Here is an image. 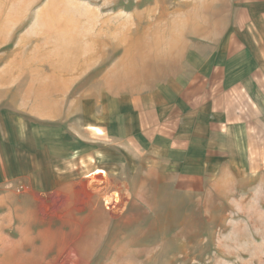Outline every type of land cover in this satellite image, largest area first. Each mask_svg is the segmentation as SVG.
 Instances as JSON below:
<instances>
[{"label": "rangeland", "instance_id": "rangeland-1", "mask_svg": "<svg viewBox=\"0 0 264 264\" xmlns=\"http://www.w3.org/2000/svg\"><path fill=\"white\" fill-rule=\"evenodd\" d=\"M199 4L0 0V264H264L263 160L216 133L189 176L132 142L137 99L190 84Z\"/></svg>", "mask_w": 264, "mask_h": 264}, {"label": "crops", "instance_id": "crops-1", "mask_svg": "<svg viewBox=\"0 0 264 264\" xmlns=\"http://www.w3.org/2000/svg\"><path fill=\"white\" fill-rule=\"evenodd\" d=\"M196 1L199 17L204 5ZM212 3L211 16L219 18L218 25L214 22L211 31L207 30L210 34L204 36L197 19L192 29L197 46L195 76L190 84L179 87L176 81L177 86L151 90V95L139 97L134 104L139 108V116L135 119L138 124L132 142L140 147L145 143L146 147L157 146L163 159L175 168L184 162L182 168H186L189 176L205 172L208 164L199 156L220 143L213 137L217 134L226 136L227 144L232 145L227 155L235 153L236 145H243L254 150L252 153L244 149V160L251 161L254 154L264 161V0H212ZM185 28L187 31V24ZM203 41L211 44V60H204L197 51ZM119 121L117 133L123 137V121ZM257 147L259 150L255 151ZM215 149L221 150V146L216 145ZM100 171L106 174L100 169L95 174ZM93 215L91 212L77 224L93 223L99 228L94 229H98L95 232L98 234L101 223ZM80 230L89 233L88 237L92 234L91 227ZM81 239L88 243L91 238ZM50 251L54 252L53 247ZM50 251L43 252L45 260L55 259L56 253Z\"/></svg>", "mask_w": 264, "mask_h": 264}, {"label": "bare ground", "instance_id": "bare-ground-1", "mask_svg": "<svg viewBox=\"0 0 264 264\" xmlns=\"http://www.w3.org/2000/svg\"><path fill=\"white\" fill-rule=\"evenodd\" d=\"M104 172L100 171L99 174H103ZM105 174V173H104ZM80 237V236H79ZM82 240V239H81ZM94 247V246H93Z\"/></svg>", "mask_w": 264, "mask_h": 264}]
</instances>
